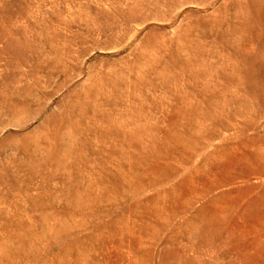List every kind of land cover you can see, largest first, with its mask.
<instances>
[{"label":"rangeland","instance_id":"obj_1","mask_svg":"<svg viewBox=\"0 0 264 264\" xmlns=\"http://www.w3.org/2000/svg\"><path fill=\"white\" fill-rule=\"evenodd\" d=\"M0 264H264V0H0Z\"/></svg>","mask_w":264,"mask_h":264}]
</instances>
